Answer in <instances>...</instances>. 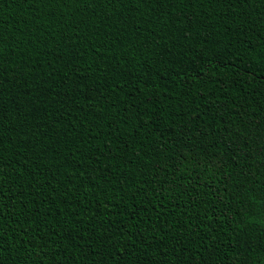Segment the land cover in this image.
I'll return each instance as SVG.
<instances>
[{"label": "trees", "instance_id": "16d2710c", "mask_svg": "<svg viewBox=\"0 0 264 264\" xmlns=\"http://www.w3.org/2000/svg\"><path fill=\"white\" fill-rule=\"evenodd\" d=\"M0 264H264V0H0Z\"/></svg>", "mask_w": 264, "mask_h": 264}]
</instances>
